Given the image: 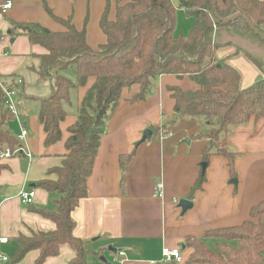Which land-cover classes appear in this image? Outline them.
Wrapping results in <instances>:
<instances>
[{
  "label": "crops",
  "instance_id": "0c3cea01",
  "mask_svg": "<svg viewBox=\"0 0 264 264\" xmlns=\"http://www.w3.org/2000/svg\"><path fill=\"white\" fill-rule=\"evenodd\" d=\"M7 1L13 7L7 14H0V35L5 38L0 41V78L5 85L14 87L17 80H22L15 96L20 119L13 120L18 134L13 137L17 138L21 125L25 126L29 131L26 146L33 154L31 161L24 157L3 160L8 168L0 174V239L7 238L8 242H0V256L10 259L19 236L56 228L36 210L56 212L59 195L35 185L47 179V172L60 166L68 153L69 128L76 122L80 103L95 81L92 78L85 87L71 92V103L64 105L66 118L60 123L61 138L46 146L44 125L39 120L40 101L50 97L53 82L37 74L39 56L46 50L11 32L16 24L26 23L41 24L52 32L65 31L48 8L58 18H72L77 30H86L89 46L98 50L106 42L101 17L109 2L110 19H114L117 0H0V4ZM234 52V48L221 49L216 57L222 60ZM228 63L241 73L242 89L262 78L260 71L240 55L229 57ZM173 88L194 92L199 86L187 76L161 75L152 82L147 97L136 103L131 99L139 86L126 88L106 124L87 181V197L72 213L76 223L73 234L85 242L86 264H171L163 262V248H180L181 264H194L190 262L194 249L187 246L188 239L203 241L217 251L221 240L207 233L242 225L251 219V210L264 201V116L235 127L215 141L210 138L212 126L202 117L171 123L175 112ZM23 100L33 102V112L21 109ZM10 124L12 121L9 127ZM147 130L151 137L143 141ZM166 132L170 133L164 137ZM211 142L220 150L236 154L234 178L228 159L216 153L209 157L203 171L204 154ZM134 150L123 172L120 158ZM203 173L206 181L202 189L190 198L191 189ZM161 180L164 195L154 198L155 185ZM23 188L35 190L33 204L20 201ZM182 199L192 202L186 212L178 205ZM120 252L125 253L124 258ZM39 254L32 251L19 264H35ZM75 256L68 245H63L57 257L43 264H67Z\"/></svg>",
  "mask_w": 264,
  "mask_h": 264
},
{
  "label": "trees",
  "instance_id": "16d2710c",
  "mask_svg": "<svg viewBox=\"0 0 264 264\" xmlns=\"http://www.w3.org/2000/svg\"><path fill=\"white\" fill-rule=\"evenodd\" d=\"M178 9L193 20L187 36L175 32ZM47 11L65 31L52 32L41 24L26 23L16 24L11 32L46 50L39 56L37 69L40 79L53 82L50 97L40 101L39 120L44 125L46 146L61 138L60 123L66 118L64 105L71 103V92L85 87L92 78L95 81L80 103L76 122L69 128L68 153L60 166L47 172L54 178L35 185L59 195L56 212L36 210L56 228L19 236L14 255L5 264H19L32 251L40 253L35 264H43L48 258L57 257L63 245L76 253L67 264H86L85 242L73 234L76 223L72 213L87 197V181L101 137L121 102L124 89L139 86L131 99L136 103L147 97L152 82L161 75L189 77L199 89L194 92L171 89L175 100L171 123L202 117L212 126L210 138L215 141L235 127L264 116V40L243 17L224 21L241 13L264 35V0H178L177 3L175 0H129L125 4L117 0L113 20L108 2L100 20L106 42L98 50L89 46L86 30H77L72 18L64 20L54 16L48 8ZM227 48H234L235 52L218 60L216 53ZM239 55L263 75L246 89L241 88L239 70L228 63L229 57ZM70 67L74 68V80L65 75ZM14 119L5 106V95L0 88V153L17 144L9 130V123ZM212 142L204 154V163L207 164L214 153L224 155L234 178L236 154L220 150ZM134 154L135 150L121 156L123 172ZM7 168L0 159V174ZM205 181L203 173L191 189L190 198L202 189ZM250 218L240 226L208 232L207 235L221 240L217 251L208 248L203 241L188 239L187 246L194 249L190 262L264 264V201L251 210Z\"/></svg>",
  "mask_w": 264,
  "mask_h": 264
},
{
  "label": "built area",
  "instance_id": "2783aa9c",
  "mask_svg": "<svg viewBox=\"0 0 264 264\" xmlns=\"http://www.w3.org/2000/svg\"><path fill=\"white\" fill-rule=\"evenodd\" d=\"M13 7V3L11 1H7L3 4H0V14H7ZM5 38L0 35V41H4ZM22 84V80L16 81V86H7L5 85L1 78H0V88L3 91L5 95V106L10 111L16 119H20V115L17 110V105L15 102V96L18 95V86ZM29 136L28 129L21 125L20 133L17 136V144L13 148L6 147L1 153H0V159L8 160L12 158H19L24 157L29 159L30 161L33 158V154L26 146V141ZM164 195V184L161 181H158L154 188V198H162ZM36 197V192L33 188H23L21 192L19 193V199L22 202V204L25 205H31L34 203ZM1 243H7V238L0 239ZM119 256L124 258L125 253L120 252ZM162 260L165 263H176L181 264L183 261V256L180 248H163L162 250ZM7 257L1 255L0 256V263L7 262Z\"/></svg>",
  "mask_w": 264,
  "mask_h": 264
},
{
  "label": "rangeland",
  "instance_id": "374dc122",
  "mask_svg": "<svg viewBox=\"0 0 264 264\" xmlns=\"http://www.w3.org/2000/svg\"><path fill=\"white\" fill-rule=\"evenodd\" d=\"M178 1V0H176ZM192 23H193V20L191 18H188L186 16V14L184 13V11H180L179 12V9L177 11V24H176V34H181L183 36H187L192 28ZM242 56V55H240ZM244 57V56H242ZM245 58V57H244ZM246 59V58H245ZM247 60V59H246ZM18 73V72H16ZM21 73V71H20ZM261 73V72H260ZM65 75H67L69 78L71 79H75V76H74V68L73 67H70L68 68L66 71H65ZM262 75V73H261ZM263 76V75H262ZM34 104L33 102H29V101H26L24 102L23 100V104L21 106V109H26L29 113L33 112L34 111ZM9 130H10V133L13 134L12 136L18 134V127H17V124H15L13 121H12V124H10V127H9ZM170 132H166L164 133V137L168 136ZM171 135V134H170ZM53 176V177H52ZM54 178V175H48V178L52 179ZM47 178V179H48ZM213 250H215L213 247H211Z\"/></svg>",
  "mask_w": 264,
  "mask_h": 264
},
{
  "label": "water",
  "instance_id": "95a60500",
  "mask_svg": "<svg viewBox=\"0 0 264 264\" xmlns=\"http://www.w3.org/2000/svg\"><path fill=\"white\" fill-rule=\"evenodd\" d=\"M216 16L218 17V14H216ZM239 17H243L247 21V23L249 24L250 28L264 40V35L261 34L256 29V27L247 18H245L241 13L236 14L235 16H232L230 18L224 19V21L225 22H231V21L236 20ZM151 134H152L151 131L150 130H147L145 132V134H144L143 141H145L147 139H150ZM206 166H207L206 163H203L202 164L203 171H205ZM178 205H179L180 208H182L183 212H186L188 209L192 208V202L189 199H182V200H180V202H179Z\"/></svg>",
  "mask_w": 264,
  "mask_h": 264
}]
</instances>
